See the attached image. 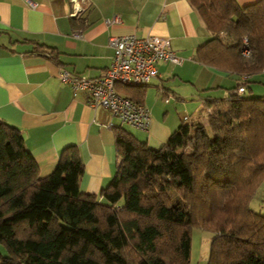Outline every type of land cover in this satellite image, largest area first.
Masks as SVG:
<instances>
[{
	"label": "trees",
	"instance_id": "obj_1",
	"mask_svg": "<svg viewBox=\"0 0 264 264\" xmlns=\"http://www.w3.org/2000/svg\"><path fill=\"white\" fill-rule=\"evenodd\" d=\"M189 1L211 34L197 59L236 85L201 98L158 148L113 126L118 163L96 194L80 189L75 144L40 175L0 119V264H188L193 226L211 233L206 264H264V214L249 206L260 189L264 199V95L248 79L264 70V0ZM144 86L115 87L141 103Z\"/></svg>",
	"mask_w": 264,
	"mask_h": 264
},
{
	"label": "crops",
	"instance_id": "obj_2",
	"mask_svg": "<svg viewBox=\"0 0 264 264\" xmlns=\"http://www.w3.org/2000/svg\"><path fill=\"white\" fill-rule=\"evenodd\" d=\"M78 3L83 11L71 16V0H0V119L20 129L40 175L53 170L64 146L75 144L83 163L80 189L96 194L118 163L110 122L127 125L158 148L182 118L200 110L201 98L224 95L239 77L197 59L211 34L189 0ZM122 34L164 36L181 59L156 63L157 75L141 100L149 111L143 129L120 123L103 106L91 107L84 92L73 96L58 75L61 68L88 78L103 75L113 54L109 37ZM248 79L249 93L264 95V70Z\"/></svg>",
	"mask_w": 264,
	"mask_h": 264
},
{
	"label": "built area",
	"instance_id": "obj_3",
	"mask_svg": "<svg viewBox=\"0 0 264 264\" xmlns=\"http://www.w3.org/2000/svg\"><path fill=\"white\" fill-rule=\"evenodd\" d=\"M71 2L70 15H79L83 11L79 6V0H71ZM108 43L113 54L111 63L103 75L88 78L61 68L59 78L70 86L73 96L84 92L91 107L103 106L120 123L146 128L149 118L148 109L142 103L120 94L115 86L144 85L157 75L158 61L180 63L181 59L171 50L169 40L164 36L113 35L109 37ZM241 49L243 55H249L246 38L242 39ZM244 90V86L240 85L236 92L241 94ZM109 126L113 127L114 123L110 122Z\"/></svg>",
	"mask_w": 264,
	"mask_h": 264
},
{
	"label": "rangeland",
	"instance_id": "obj_4",
	"mask_svg": "<svg viewBox=\"0 0 264 264\" xmlns=\"http://www.w3.org/2000/svg\"><path fill=\"white\" fill-rule=\"evenodd\" d=\"M249 206L253 210L261 214H264V199L262 197L261 189L251 199ZM210 236L211 233L206 229L198 228L196 226H193L191 228V251H190V258L188 264L207 263Z\"/></svg>",
	"mask_w": 264,
	"mask_h": 264
}]
</instances>
